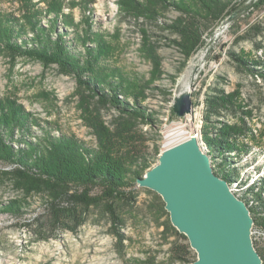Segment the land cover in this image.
<instances>
[{
    "label": "rangeland",
    "instance_id": "rangeland-1",
    "mask_svg": "<svg viewBox=\"0 0 264 264\" xmlns=\"http://www.w3.org/2000/svg\"><path fill=\"white\" fill-rule=\"evenodd\" d=\"M138 1L155 7L158 20L133 16L126 5L121 6V0H0V23L11 21L12 26L21 28L24 38L33 39L29 17H37L36 25L51 31L54 37L56 27L70 49L77 52L85 51L82 40L90 47L97 46L99 40L109 50L103 64L135 80L152 77L155 67L148 49L154 46L164 72L156 83L170 94L165 97L157 91H147L150 95L143 103L155 111L157 123L153 127H131L118 139L136 153L157 152L155 165L164 150L168 126L183 122L188 135L199 133L202 143L207 94L215 88L236 93L239 116L225 112L220 119L230 123L245 121L251 132L248 131L251 139L243 141L250 149L240 164L242 181L264 176V79L237 69V62L229 55V51L244 52L264 62V4L260 5V0H239L234 13L204 31L203 45L179 72L184 57L172 41L177 36L166 29L179 13L174 9L163 11L151 0ZM192 62L198 72L191 91L194 110L185 116H173L172 102L180 93L179 80ZM170 75L177 76L176 83ZM78 91L75 78L60 72L56 64L46 65L28 55H12L0 47V99L15 101L39 120V125L32 128L34 139L42 137L48 128L56 135L66 133L97 147L98 137L90 122L97 119L113 131L111 113H97ZM211 127L208 125L209 133L215 134ZM10 170L11 165L0 162V208L10 201L23 203L21 193L10 182L11 176L3 173ZM135 188L137 202L132 208L121 209L127 237L122 245L109 233V222L94 206L78 209L77 224L65 219L51 232L44 225L49 214L39 195L28 197V208L21 217L0 210V264H193L197 252L192 247L185 261L171 260L173 247H181L185 241L176 243L173 237L161 236L163 227L159 224L165 218L162 197L138 183ZM253 237L264 245L259 231Z\"/></svg>",
    "mask_w": 264,
    "mask_h": 264
},
{
    "label": "trees",
    "instance_id": "trees-1",
    "mask_svg": "<svg viewBox=\"0 0 264 264\" xmlns=\"http://www.w3.org/2000/svg\"><path fill=\"white\" fill-rule=\"evenodd\" d=\"M151 3L163 11L174 9L180 15L167 23L166 29L177 36L172 41L184 57L179 68L181 72L186 62L203 45L204 31L234 13L240 2L151 0ZM120 4L126 5L128 12L135 17L148 16L149 19L158 20L159 14L153 6L138 0H121ZM259 4L263 5L264 0H260ZM30 22L33 39L24 38L21 28L12 26L11 21H7L8 24L1 22L0 47L12 55H28L46 65L56 64L60 72L73 76L84 101L91 104L97 113L102 110L111 113L114 129L110 130V126L97 119L90 122L98 137L97 147L88 146L66 133L56 135L48 128L42 137L34 139L32 128L39 125V120L15 101L0 99V162L12 166V170L3 173L11 176L13 188L21 193L23 199V203L10 201L0 210L21 217L28 208L25 202L28 197L39 195L43 197L49 214L44 225L51 232L61 226L65 219H72L77 224L78 209L94 206L109 222V233L118 245H122L127 237L121 209L132 208L137 202L135 187L138 179L155 166L157 152L136 153L133 147H127V143L118 137L131 127L140 124L153 127L157 123L155 111L143 103L150 95L147 91H157L165 97L170 94L166 87L156 83L164 75L160 69V59L155 54L156 48L150 46L148 49L155 67L152 77L135 80L123 76L117 68L103 64L109 52L103 42L98 40L97 46L90 47L82 40L85 51H73L64 34L59 33L56 27L54 32L57 35L54 37L51 31L47 32L36 25L37 17H29ZM229 55L237 62V69L264 79L263 61L255 60L244 52L238 54L229 51ZM170 77L176 83L177 76ZM239 109L236 93L228 94L221 88L209 92L204 100L202 145L212 159L215 173L226 179L236 194L247 202L254 226L264 236V176L254 181H242L243 167L240 166L250 149L243 141L251 139V132L243 118H240L243 123L220 119L225 112L238 115ZM171 111L174 116L173 109ZM208 125L216 130L215 134L209 133ZM242 187L245 188L240 189ZM162 214L165 218L159 224L163 227L161 236L173 237L176 243L180 239L185 241L181 247H173L171 260L185 261V255L191 248L189 240L172 225L164 202ZM254 244L264 264V245L258 239H254Z\"/></svg>",
    "mask_w": 264,
    "mask_h": 264
},
{
    "label": "water",
    "instance_id": "water-1",
    "mask_svg": "<svg viewBox=\"0 0 264 264\" xmlns=\"http://www.w3.org/2000/svg\"><path fill=\"white\" fill-rule=\"evenodd\" d=\"M178 116L194 110L192 92L174 96ZM138 184L157 192L171 223L197 252L193 264H263L254 244V218L247 202L217 175L199 133L165 147Z\"/></svg>",
    "mask_w": 264,
    "mask_h": 264
},
{
    "label": "bare ground",
    "instance_id": "bare-ground-1",
    "mask_svg": "<svg viewBox=\"0 0 264 264\" xmlns=\"http://www.w3.org/2000/svg\"><path fill=\"white\" fill-rule=\"evenodd\" d=\"M197 77H198L197 67L192 62L189 68L187 69V71L182 75V77L179 80L178 87L180 93L191 92L194 89V83ZM189 116L190 114L186 117L189 118ZM185 127L186 125L183 122H176L173 125L168 126L165 130V147L172 146L177 142L181 141L186 136H188V132H186ZM232 188L235 191L233 186ZM258 231L259 234L263 235V232L261 230H258L257 228L254 229V234Z\"/></svg>",
    "mask_w": 264,
    "mask_h": 264
},
{
    "label": "built area",
    "instance_id": "built-area-1",
    "mask_svg": "<svg viewBox=\"0 0 264 264\" xmlns=\"http://www.w3.org/2000/svg\"><path fill=\"white\" fill-rule=\"evenodd\" d=\"M255 229V228H254ZM253 234H254V230H253Z\"/></svg>",
    "mask_w": 264,
    "mask_h": 264
}]
</instances>
